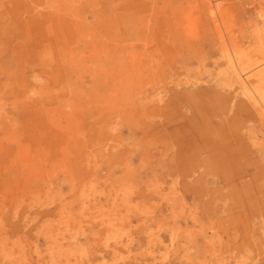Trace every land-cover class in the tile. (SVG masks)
<instances>
[{
    "label": "rangeland",
    "instance_id": "1",
    "mask_svg": "<svg viewBox=\"0 0 264 264\" xmlns=\"http://www.w3.org/2000/svg\"><path fill=\"white\" fill-rule=\"evenodd\" d=\"M11 2L0 264H264V119L224 56L264 88V0ZM177 116L196 125L161 129Z\"/></svg>",
    "mask_w": 264,
    "mask_h": 264
},
{
    "label": "bare ground",
    "instance_id": "2",
    "mask_svg": "<svg viewBox=\"0 0 264 264\" xmlns=\"http://www.w3.org/2000/svg\"><path fill=\"white\" fill-rule=\"evenodd\" d=\"M11 4H12V9L7 10L5 13L9 16L13 15L17 18V17H21L23 12H25V10L27 11L28 6L30 7L31 5H34L35 8L39 7L40 6V0H32V1H30V4L25 2L26 5L23 2H21V0H12ZM210 13H212V10ZM218 13L220 14V12H218ZM2 16H4V15L2 14ZM166 34L168 35L169 32L166 31ZM174 39L177 40L178 37L174 38ZM178 41H179V39H178ZM179 42H181V41H179ZM182 44H180L179 46H184V44L183 45ZM162 47L166 48L164 45H162ZM254 53H255V58L257 60H259V62H261L262 65H264V29L261 30L260 32H258V34L255 37ZM224 56L226 59V63L228 64V66L231 70V73H230L231 78L235 79L237 81V83L240 85V89L248 101L250 98L252 100L253 105H255V104L259 105V108H257L258 114L261 116V118L264 119V88L259 87V86L249 88V86H247V84H246V80L241 79V77L239 76V73H237L236 70L241 71L240 69L244 67L245 63L243 62L242 58H239L240 60H238V54L225 52ZM242 70L245 71L246 69L244 70V68H243ZM257 81L259 84L262 82L264 83V68L262 71H260L257 74ZM46 88H47V86H46ZM199 95H200L199 92H189L187 90H182L181 94H178L177 96L172 94L171 98L167 101V104H166V106H168V107H164V109L168 110L171 105L173 107L174 103L182 104V102H185V103H187V102L190 103L191 101L194 102L195 100H197L196 98H198ZM166 121H167L166 124H163V123L161 124V129L181 130L186 125H190V126L196 125L195 124L196 120L193 117L192 118H185L183 116L169 117L168 119H166ZM30 164H32V163H30ZM182 171H183V169H182Z\"/></svg>",
    "mask_w": 264,
    "mask_h": 264
}]
</instances>
